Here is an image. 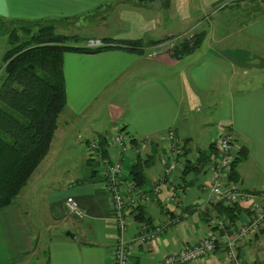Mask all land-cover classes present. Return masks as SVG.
Masks as SVG:
<instances>
[{
    "label": "crops",
    "instance_id": "obj_1",
    "mask_svg": "<svg viewBox=\"0 0 264 264\" xmlns=\"http://www.w3.org/2000/svg\"><path fill=\"white\" fill-rule=\"evenodd\" d=\"M220 1L4 0V19H83L85 29L94 28L87 40L99 38L112 47L65 52L67 105L50 152L19 197L0 208V264H113L119 230L100 178L102 164L88 156L95 135L125 132L137 140L138 148L132 144L127 151L107 147L110 161H121L128 176L139 153L154 155L145 168L147 181L138 187L152 227L162 231L152 242L134 245L130 264H161L166 254L208 235L209 219L219 214L210 165L222 132L233 134L237 152L246 150L236 166V185L264 192V11L231 14L226 6L235 0L213 8ZM199 28L207 32L202 46L174 58L169 49L178 37ZM165 39L140 52L115 47ZM169 130L184 148L181 166L170 175ZM79 143L80 154L74 151ZM69 196L85 217L67 211ZM252 217L244 212L236 225ZM130 218L127 239L147 230L135 213ZM239 256L241 264H264V226L241 244ZM189 264L236 263L220 248Z\"/></svg>",
    "mask_w": 264,
    "mask_h": 264
},
{
    "label": "trees",
    "instance_id": "obj_2",
    "mask_svg": "<svg viewBox=\"0 0 264 264\" xmlns=\"http://www.w3.org/2000/svg\"><path fill=\"white\" fill-rule=\"evenodd\" d=\"M225 1L214 4L213 8L219 7ZM262 13L263 11L260 12ZM68 19L9 20L11 24L18 22L24 31V38L18 34L17 28H12L10 48L4 54V65L0 66V71H3L0 77V208L11 205L19 197L35 170L50 152L58 128V118L67 105L65 52L96 53L112 47L106 42L104 46L96 48L68 44L71 40L75 43L81 41L77 34L56 32ZM206 35L207 32L203 29L189 37H183L174 43L169 53L174 58L181 59L200 48ZM163 41L167 40L147 43L143 40L120 41L115 47L140 52L142 47L157 45ZM95 136L100 138L104 157L111 163L107 156V147L110 145L105 140L106 136ZM131 144L136 148L139 146L134 138L131 139ZM213 146L215 147V143ZM245 156L246 150L241 149L234 160L228 176V180L234 184L239 181L236 166ZM153 157L151 155L145 159L141 153L137 155L136 162L130 169V177L137 186L145 185V168L151 164ZM186 166L185 164V168ZM215 202L219 214L209 219V225L211 227L215 219H222L225 227L220 231L221 234L226 231L230 233L238 226L236 224L242 213L250 212L240 204ZM135 219L144 223L147 230L154 229L144 207L139 206L136 209ZM218 228L214 226L213 229Z\"/></svg>",
    "mask_w": 264,
    "mask_h": 264
},
{
    "label": "built area",
    "instance_id": "obj_3",
    "mask_svg": "<svg viewBox=\"0 0 264 264\" xmlns=\"http://www.w3.org/2000/svg\"><path fill=\"white\" fill-rule=\"evenodd\" d=\"M105 44L102 39L91 38L86 41L84 46L96 48ZM131 139L125 132H118L114 136L105 137L108 145H119L123 151L131 148ZM215 148L217 158L210 165L211 190L215 201H221L225 204H240L252 212L253 217L247 222L240 223L230 233L226 231L224 234H221L220 231L225 227V222L222 219L213 220L207 236L195 244H187L178 251L166 254L161 264H189L206 258L220 248L224 250L228 260L241 264L239 260L241 244L253 240L264 226V192L245 191L228 180L238 153L233 134L222 132L215 142ZM165 149L170 156L166 170V173L170 175L181 166L184 155L183 145L174 130H169L167 133ZM88 156L102 164L100 178L110 195L114 220L119 230V236L113 250V264H130L134 245L152 242L158 237L162 229L157 227L146 230L132 239H127L130 217L144 202V195L135 181L128 176L121 161L110 163L104 157L98 136L91 139L88 146ZM65 204L71 215L79 218L86 216V212L73 196H69ZM214 226L219 228L215 230L216 228L213 229Z\"/></svg>",
    "mask_w": 264,
    "mask_h": 264
},
{
    "label": "rangeland",
    "instance_id": "obj_4",
    "mask_svg": "<svg viewBox=\"0 0 264 264\" xmlns=\"http://www.w3.org/2000/svg\"><path fill=\"white\" fill-rule=\"evenodd\" d=\"M231 12V14H237V15H241L243 14L244 16L248 17L251 15H255L258 14L260 11H264V0H235V2H229L227 4V6ZM242 11V12H241ZM80 22V23H79ZM83 19L80 20H76L73 18H69L68 20L64 21L62 23V25H60V27L57 28L56 32L57 33H65L68 35H72V34H76L78 33L80 35V40L82 42H85L87 39V37L90 36L91 32L94 30V28H89V29H85L83 26ZM15 27L17 28V32L18 34L24 38V31L20 28L18 22H15L13 24L10 23V21L8 19H4L3 17L0 16V66L4 65V54L5 52L10 48V31L12 30V28ZM196 29L193 32H199L203 29ZM192 33V32H191ZM194 33L190 34V35H185V36H179L178 40H180L183 37H189L191 35H193ZM80 41V42H81ZM72 42H74V40H71L70 42H68V44H72ZM73 45V44H72ZM3 75V71H0V77ZM83 143H79V145L75 146V152L77 151L80 154L79 149H81V147H83Z\"/></svg>",
    "mask_w": 264,
    "mask_h": 264
},
{
    "label": "snow or ice",
    "instance_id": "obj_5",
    "mask_svg": "<svg viewBox=\"0 0 264 264\" xmlns=\"http://www.w3.org/2000/svg\"><path fill=\"white\" fill-rule=\"evenodd\" d=\"M3 3H4V0H0V5H3Z\"/></svg>",
    "mask_w": 264,
    "mask_h": 264
}]
</instances>
